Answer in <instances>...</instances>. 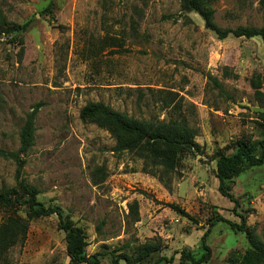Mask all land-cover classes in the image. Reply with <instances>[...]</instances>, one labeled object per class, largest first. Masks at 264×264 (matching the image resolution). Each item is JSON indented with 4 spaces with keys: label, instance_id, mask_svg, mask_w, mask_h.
<instances>
[{
    "label": "rangeland",
    "instance_id": "1",
    "mask_svg": "<svg viewBox=\"0 0 264 264\" xmlns=\"http://www.w3.org/2000/svg\"><path fill=\"white\" fill-rule=\"evenodd\" d=\"M204 2L222 29L264 26V0ZM25 23L22 45L2 31ZM109 38L121 48L106 43ZM160 89L181 98L180 118L197 144L169 176L170 191L142 172L137 156L115 152L105 130L79 118L95 102L136 119L177 118L154 104ZM261 95L260 38L218 40L178 0H0V150L17 151L27 114L43 103L19 179L39 191L43 205L71 217L85 234L86 254H103L99 264H112L110 253L133 254L149 239L161 240L155 257H172V264L186 249L199 258L200 238L216 214L237 224L241 215L246 232L215 224L203 264L241 259L251 247L248 233L264 244V164L232 179L235 211L217 191L215 177L217 152L231 154L236 140L258 138ZM17 169L12 159L0 158V190L15 187ZM133 202L137 222L129 214ZM171 203L192 220L176 215ZM12 213L24 216V209L0 208V222ZM10 257L12 264H69L57 217L32 220Z\"/></svg>",
    "mask_w": 264,
    "mask_h": 264
},
{
    "label": "trees",
    "instance_id": "2",
    "mask_svg": "<svg viewBox=\"0 0 264 264\" xmlns=\"http://www.w3.org/2000/svg\"><path fill=\"white\" fill-rule=\"evenodd\" d=\"M182 11L197 14L204 23V28L212 32L218 40H224L228 36L236 38L252 39L260 38L264 46V26L238 27L235 29H222L214 22L213 10L206 6L204 0H178ZM50 1L46 12L50 14ZM52 14V13H51ZM50 14V15H51ZM28 23L18 26H8L2 31L7 35H13L14 40L22 45L24 34L28 29ZM19 35V37H18ZM111 47H120L121 42L115 38L107 39ZM108 46V45H106ZM105 47V46H103ZM102 47V48H103ZM117 53L113 51L112 54ZM264 109V95H261ZM138 101L142 98L139 96ZM153 102L161 111H171L179 115L168 120L136 119L126 113L118 112L102 102L88 103L79 112L82 121H89L98 128L105 130L115 141L113 150L119 153H130L137 156L143 162L142 172L157 178L164 188L170 191L169 176L176 172L179 162L192 150L197 149L194 141L195 133L190 129L185 120L180 118L182 109L181 98L174 92L157 90L153 95ZM43 103H37L27 114L24 124L19 130V147L15 152L0 150V158L12 159L17 169V182L15 187L0 190V208L24 209V216L16 213L5 216L0 222V264H12L11 250L20 246L26 240L29 224L34 219L55 215L57 228L65 236V251L69 258V264H99V257L103 254L96 253L92 256L86 254V237L82 229L77 227L68 214H64L61 208L49 207L38 201L39 191L19 179L20 170L24 165V157L34 142V119ZM258 138L238 139L233 144L231 154L217 152L215 156V177L217 179V191L233 204V210L237 208V200L230 193L232 179L238 176L244 169L258 167L264 164V123L257 122ZM137 203L128 205L129 214L133 221H139ZM168 207L178 216L192 220V217L177 204H169ZM216 208V207H214ZM240 223L226 220L219 214L207 220L205 231L200 238L199 248L202 253L195 257L188 249L183 250L179 256V264H203L210 255V249L206 244V237L212 227L217 223L228 225L233 231H244V219L241 215ZM100 227H97L99 230ZM250 248L239 260H231L229 264H264V244L248 233ZM162 250L160 239H149L137 247L133 254L124 251L122 254L111 257L112 264L123 261L124 264H172V257L158 256ZM237 262V263H235Z\"/></svg>",
    "mask_w": 264,
    "mask_h": 264
}]
</instances>
